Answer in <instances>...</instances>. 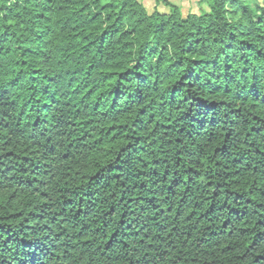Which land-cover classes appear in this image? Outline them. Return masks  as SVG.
<instances>
[{
	"label": "trees",
	"instance_id": "trees-1",
	"mask_svg": "<svg viewBox=\"0 0 264 264\" xmlns=\"http://www.w3.org/2000/svg\"><path fill=\"white\" fill-rule=\"evenodd\" d=\"M153 1L0 0V264H264V0Z\"/></svg>",
	"mask_w": 264,
	"mask_h": 264
},
{
	"label": "rangeland",
	"instance_id": "rangeland-1",
	"mask_svg": "<svg viewBox=\"0 0 264 264\" xmlns=\"http://www.w3.org/2000/svg\"><path fill=\"white\" fill-rule=\"evenodd\" d=\"M147 10H152L154 7L153 0H141ZM171 3L177 5L181 12L185 15L187 13H197L200 11L198 7L199 0H169ZM162 9V7L160 8Z\"/></svg>",
	"mask_w": 264,
	"mask_h": 264
}]
</instances>
